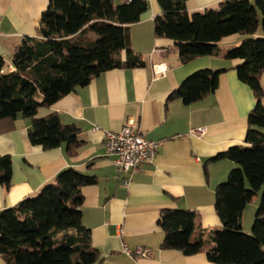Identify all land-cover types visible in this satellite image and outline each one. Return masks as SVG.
<instances>
[{
  "label": "trees",
  "instance_id": "trees-1",
  "mask_svg": "<svg viewBox=\"0 0 264 264\" xmlns=\"http://www.w3.org/2000/svg\"><path fill=\"white\" fill-rule=\"evenodd\" d=\"M161 14L153 21L155 38L173 41L179 62L216 53L229 37L247 36L228 50L224 59L241 60L235 71L247 85L255 105L247 116L245 143L211 160H229L237 167L214 191V209L221 229L210 234L206 251L210 264H264V190L250 234L242 230V213L264 186V0H225L215 9L190 14L186 0H156ZM147 10L144 0L114 5L111 0H49L35 37H24L14 50L10 67L0 57V132L18 115L30 119L31 145L51 150L65 145L67 153L80 144L79 129L62 125L57 115H35L63 96L87 86L114 69L144 67L129 47V26ZM260 34V36H257ZM125 60H121V56ZM222 71L199 70L187 76L168 97L192 105L213 93ZM11 161L0 157V186L10 184ZM95 178L73 169L60 171L34 197L0 212V257L7 264H96L99 254L90 245L89 230L81 223V189ZM197 214L189 210L161 211L162 250L192 256L204 251ZM196 240H192L193 236Z\"/></svg>",
  "mask_w": 264,
  "mask_h": 264
},
{
  "label": "crops",
  "instance_id": "crops-1",
  "mask_svg": "<svg viewBox=\"0 0 264 264\" xmlns=\"http://www.w3.org/2000/svg\"><path fill=\"white\" fill-rule=\"evenodd\" d=\"M111 1L114 5L129 2ZM144 1L147 10L129 26V47L144 67L102 73L35 115L42 119L55 114L62 125L79 129L80 144L72 149L73 155L65 145L51 150L31 145L27 136L31 121L20 115L6 126L8 130L0 132V157L11 161L9 187L0 186V212L37 195L60 171L73 169L96 180L81 189L79 208L90 245L99 254L96 264H210L206 257L213 245L210 234L221 229L214 191L237 167L229 160L211 159L229 148L249 146L245 143L247 116L255 105L251 89L239 81L235 71L242 61L226 60L224 55L247 37L226 38L215 54L181 64L173 41L154 36L153 21L161 14L157 1ZM223 1L186 0L185 7L190 14L201 13ZM48 6L49 0H0V57L8 65L6 72L12 71L11 57L21 40L37 35L39 19ZM158 64H164L166 72L155 77L152 68ZM204 69L222 71L213 93L189 106L179 100L167 102L187 76ZM260 85L264 93V72ZM128 119L146 139L158 144V150L151 163L122 174L106 156L103 132L120 131ZM198 128H205L204 135L190 134ZM125 178L129 179L126 188L122 187ZM263 188L242 213L246 234L251 232ZM166 209L197 214L196 226L205 241L202 253L184 256L160 248L164 235L157 221ZM123 246L141 247L149 256H127ZM0 264L7 263L0 257Z\"/></svg>",
  "mask_w": 264,
  "mask_h": 264
},
{
  "label": "built area",
  "instance_id": "built-area-1",
  "mask_svg": "<svg viewBox=\"0 0 264 264\" xmlns=\"http://www.w3.org/2000/svg\"><path fill=\"white\" fill-rule=\"evenodd\" d=\"M153 75L158 77L166 72L164 64L154 65ZM205 128L190 131L191 135L202 136ZM103 141L107 157L112 158V163L118 173L129 174L144 163H151L157 155L158 144L146 139L132 119H128L118 132L104 131ZM129 179L122 180V187L126 188ZM123 253L130 257L146 258L149 252L141 247L131 250L123 246Z\"/></svg>",
  "mask_w": 264,
  "mask_h": 264
},
{
  "label": "rangeland",
  "instance_id": "rangeland-1",
  "mask_svg": "<svg viewBox=\"0 0 264 264\" xmlns=\"http://www.w3.org/2000/svg\"><path fill=\"white\" fill-rule=\"evenodd\" d=\"M247 37V36H246ZM248 38V37H247ZM263 190H264V188H263ZM247 234H250V233H247Z\"/></svg>",
  "mask_w": 264,
  "mask_h": 264
}]
</instances>
